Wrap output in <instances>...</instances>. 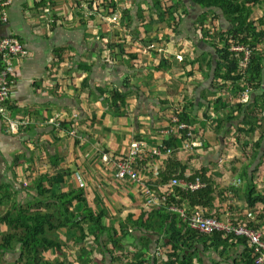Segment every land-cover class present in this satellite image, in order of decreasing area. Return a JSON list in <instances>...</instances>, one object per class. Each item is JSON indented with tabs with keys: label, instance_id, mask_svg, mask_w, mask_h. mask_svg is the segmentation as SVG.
<instances>
[{
	"label": "crops",
	"instance_id": "0c3cea01",
	"mask_svg": "<svg viewBox=\"0 0 264 264\" xmlns=\"http://www.w3.org/2000/svg\"><path fill=\"white\" fill-rule=\"evenodd\" d=\"M9 1L0 36H15L29 53L14 59L7 100L12 117L27 124L10 132L0 119V185L10 186L12 202L33 197V180L44 174L54 194L82 188L86 202L79 203L77 211L104 208L109 224H117L128 213L151 210L169 196L177 202L169 206L172 212L189 213L200 207L208 216L264 232L263 205L249 207L245 198L248 177L264 193V110L257 113L259 121L252 132L238 131L247 128L244 113L233 107L241 102V94L238 97L234 85L214 71V29L231 27L221 9H204L209 12L205 25L209 30L203 34L197 21L203 9L192 0H161L182 3L175 11V28L174 19L158 21L152 0H114L115 21L111 13H103L105 0H88L94 3L88 9L80 0ZM262 18L264 0L250 14L253 21ZM262 88L264 80L259 89L250 87V99L258 100ZM113 90L126 92L119 115L110 105ZM182 110L201 145L185 150L179 138L171 154L151 155L148 151L167 139L164 131ZM55 122L61 126L57 128ZM261 138L263 147L252 160ZM135 140L146 148L142 162L135 165L140 181L120 180L112 164L102 158H124ZM243 142L248 143L246 149ZM170 170L179 173L182 188L202 172L212 189L210 205L191 206L177 195L169 183ZM163 176L168 180L163 181ZM8 208L6 203L0 211ZM142 236L136 231L125 242H139ZM237 240L223 249L209 238L186 237L191 247L181 255L192 264H244L245 247ZM162 242L167 239L152 236L146 252L156 264H165L169 253ZM71 252L74 258L79 255ZM50 253L58 254L52 248L43 256ZM92 256L101 254L94 250ZM17 260L18 248L0 253V264H17Z\"/></svg>",
	"mask_w": 264,
	"mask_h": 264
},
{
	"label": "trees",
	"instance_id": "16d2710c",
	"mask_svg": "<svg viewBox=\"0 0 264 264\" xmlns=\"http://www.w3.org/2000/svg\"><path fill=\"white\" fill-rule=\"evenodd\" d=\"M152 1L158 21L174 19L172 26L175 28L177 24V20L174 18L177 15L175 11L178 10L177 5L182 3L178 1L179 3L165 4L161 0ZM192 1L203 9L197 19L203 34H207L209 30L205 26L209 14L208 8L221 9L231 24L229 29H214L215 34L212 36L211 45L215 48L216 55L215 76L233 84L238 97L246 88L259 89L264 80V27L262 26L264 20L262 18L257 22L253 21L250 19V14L251 8L260 0ZM101 6L111 14L117 9V3L114 0H105ZM154 39L156 36L150 41H154ZM236 45L248 46L252 49L244 72L240 71L238 56L231 51V48ZM122 50L120 51L122 52ZM260 92L258 100L249 98L245 103L237 101L233 105L235 110L243 112L245 115L243 124L247 128H238L239 132L249 134L253 131L256 121H259L257 113L264 110V88ZM125 97L126 92L119 90L111 92L109 100L114 114L119 115L122 112L121 107L126 105ZM218 101H220L219 98ZM177 117L179 121L190 125L189 117L184 110L177 112ZM184 132L178 131L177 134L168 136L161 144L162 149L175 148L176 141L185 138ZM74 136L77 137L75 133ZM243 144L246 149L248 143L243 142ZM262 147L261 138L253 148L252 160L256 158ZM175 171L170 170L168 174H173ZM168 176H163V181H167ZM197 177L204 183L201 188L189 191L186 188L174 186L173 189L177 195L188 199L191 206L210 205L208 202L209 194L212 192L210 184L205 181L202 172H196L193 180ZM248 180L245 196L247 205L249 207L263 205L262 215L264 217V193L256 189L255 184L251 181L252 178L248 177ZM33 181L32 188L35 195L23 203L12 202L14 194L10 186L8 184L0 185V207L9 203V208L6 211H0V253L18 248L17 264H56L42 258L41 255L52 248L56 249L59 254H65L66 243L69 240L80 243L79 255L76 258L69 255L71 261L76 259L79 264H89L93 261V264H96L103 261V258L106 260L107 257H110L111 264H149L151 262L156 264L155 258L146 257L152 236L167 239V242L161 243V247H169L165 264H192L189 259L181 255L184 248L188 245L191 247V244L186 242V237L199 240L209 238L215 247L222 245L223 249L231 241L230 237H223L221 232L203 233L189 228L187 221L179 213L169 210L170 205L177 203L174 198L171 199L169 196L165 203L153 206L151 210L128 213L114 225L108 223L109 214L104 208L96 210L89 206L81 212L77 211V205L86 202L82 188L69 189L67 192L54 194L47 175L41 174ZM136 231L142 233V239L139 242L133 240L126 243V238L132 236ZM60 233L64 234L65 240L60 238ZM236 239L245 247L243 263L258 264L255 262L256 254L253 248L248 246L247 241L244 238ZM88 241L91 243L87 247ZM126 245L128 250L133 251L128 252ZM94 250L100 252L101 260L92 257ZM115 252H117V256H115ZM105 260L103 264H107Z\"/></svg>",
	"mask_w": 264,
	"mask_h": 264
},
{
	"label": "built area",
	"instance_id": "2783aa9c",
	"mask_svg": "<svg viewBox=\"0 0 264 264\" xmlns=\"http://www.w3.org/2000/svg\"><path fill=\"white\" fill-rule=\"evenodd\" d=\"M40 3L43 0H35ZM81 6L88 9L89 5L94 6V3L88 0H80ZM9 0H4L0 3V23L7 22L6 8L9 5ZM111 19L115 21L117 17L112 14ZM234 55L238 56L240 71L244 72L248 65L249 58L252 54V49L248 46L236 45L231 48ZM28 50L25 44L15 36H0V119L7 125V130L10 132H17L20 126L26 125L27 122L22 119H14L7 106V100L11 90L10 78L15 72L14 59L27 56ZM250 89L246 88L241 96V102L245 103L250 98ZM76 116V115H74ZM172 125L165 130L166 134L176 133L178 131H185L188 141L184 143V148H193L199 143L193 141L192 128L184 122L178 120L177 117L172 118ZM55 126L60 127V122H55ZM146 148L141 141H133L130 144L128 153L122 159L114 161L117 168V176L122 179H128L133 182L140 181V174L137 172L135 165L141 160ZM151 155H160L161 149L159 147L152 148L148 151ZM168 149L166 153H170ZM171 186L180 185L178 173H175L170 182ZM204 183L200 178H196L193 182L184 184L186 190L194 191L201 188ZM166 199V198H165ZM166 201V200H165ZM162 204L165 202H161ZM178 213L188 223L189 228L203 233L221 232L223 237H230V240L236 238H244L248 246L253 248L256 254L255 262L264 264V232L260 228H251L242 223H235L229 220L221 221L216 217L208 216L203 208L197 207L194 210L185 212L179 209Z\"/></svg>",
	"mask_w": 264,
	"mask_h": 264
},
{
	"label": "rangeland",
	"instance_id": "374dc122",
	"mask_svg": "<svg viewBox=\"0 0 264 264\" xmlns=\"http://www.w3.org/2000/svg\"><path fill=\"white\" fill-rule=\"evenodd\" d=\"M83 12H86L85 10H82ZM103 13H108V10H103ZM247 188H248V186H247ZM246 194H247V190H246ZM61 233H60V238H61ZM62 239V238H61ZM62 240H64V239H62ZM66 248H65V254H57V255H53V254H48V256L47 257H44L43 256V254L41 255L42 256V258H44V259H47V260H51V261H53V262H55L56 264H79V262L78 261H76V259H73V261H71V259H70V257H69V255H71L72 256V253L73 252H71V251H76V252H78V254H79V248L77 247V245H78V243H74V245L70 242V240H69V242L67 241V243H66ZM86 245H87V247L88 246H90V243L89 242H87L86 243ZM118 254H116L115 253V256H117ZM93 257V256H92ZM74 258V257H73ZM94 258V257H93ZM106 258V257H105ZM97 259H99V260H101L102 259V256L100 257V258H97ZM105 259L103 258V261H104ZM103 261H99L98 263H96V264H103ZM93 263H94V261H93ZM92 262L91 263H89V264H93ZM105 263H107V264H111V259H110V257H107L106 258V260H105ZM82 264H87V263H82Z\"/></svg>",
	"mask_w": 264,
	"mask_h": 264
},
{
	"label": "bare ground",
	"instance_id": "6f19581e",
	"mask_svg": "<svg viewBox=\"0 0 264 264\" xmlns=\"http://www.w3.org/2000/svg\"><path fill=\"white\" fill-rule=\"evenodd\" d=\"M174 117H177V116H174ZM178 118V117H177ZM179 120V119H178ZM173 123H172V120H171V124H170V126L172 125ZM188 125V124H187ZM169 126V127H170ZM190 126V125H189ZM168 127V128H169ZM191 128H192V134L194 133V131H193V127L192 126H190ZM165 133V132H164ZM173 134H177V133H172V134H166L165 133V135H167V136H171V135H173ZM186 132H184V136H185V138L183 139V145H182V147L184 148V143L185 142H187L188 141V138L186 137ZM191 139L193 140V141H196L195 139H194V134L192 135V137H191ZM197 142V141H196ZM197 143H199V142H197ZM201 144L199 143L198 144V146H195V147H199ZM155 147H159L160 149H161V154L163 153H166V151L168 150V149H170L171 150V152L170 153H166V154H171L172 152H173V149L172 148H167V149H165V150H163L162 149V147H161V145H159V146H155ZM155 147H153V148H155ZM195 147H193V148H195ZM185 150H188V149H192V148H188V149H186V148H184ZM154 156H156V155H154ZM142 159H143V156H142ZM102 160L104 161V162H106V163H108V164H112V166H113V168H114V170H115V174H116V177L118 178V179H120L118 176H117V168L115 167V165H114V160L112 159V157H110V156H108V155H105V156H103V158H102ZM119 160V159H118ZM116 161V160H115ZM140 162H142V160L140 161ZM175 173H173V175H174ZM179 174V173H178ZM173 175L171 176V178H170V180H169V183L171 182V179H172V177H173ZM178 178H179V175H178ZM120 180H122V179H120ZM187 184V183H186ZM186 188V187H185Z\"/></svg>",
	"mask_w": 264,
	"mask_h": 264
}]
</instances>
